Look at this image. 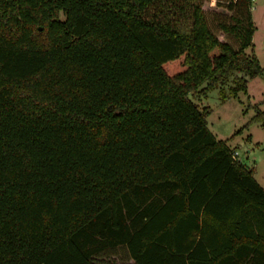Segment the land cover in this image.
Returning <instances> with one entry per match:
<instances>
[{
  "label": "trees",
  "instance_id": "16d2710c",
  "mask_svg": "<svg viewBox=\"0 0 264 264\" xmlns=\"http://www.w3.org/2000/svg\"><path fill=\"white\" fill-rule=\"evenodd\" d=\"M252 1L0 0V264H264V188L191 98L264 81Z\"/></svg>",
  "mask_w": 264,
  "mask_h": 264
},
{
  "label": "rangeland",
  "instance_id": "374dc122",
  "mask_svg": "<svg viewBox=\"0 0 264 264\" xmlns=\"http://www.w3.org/2000/svg\"><path fill=\"white\" fill-rule=\"evenodd\" d=\"M251 13L256 27L254 51L264 68V0H253ZM211 14L209 12L211 28L219 33L218 20H212ZM220 18L219 21L223 17ZM228 86L229 84L224 88L227 90ZM191 98L200 107H211L206 118L208 128L218 140L225 141L230 148L238 150L239 159L247 167L253 168L254 177L264 188V123L251 120L257 109L264 111L263 78L249 79L246 92L239 91L236 96L223 99L219 88H214L204 97L192 94ZM96 260L99 264H133L124 247L104 252Z\"/></svg>",
  "mask_w": 264,
  "mask_h": 264
},
{
  "label": "built area",
  "instance_id": "2783aa9c",
  "mask_svg": "<svg viewBox=\"0 0 264 264\" xmlns=\"http://www.w3.org/2000/svg\"><path fill=\"white\" fill-rule=\"evenodd\" d=\"M232 157H233V159H239V152H238V150H236V149H234L233 151H232Z\"/></svg>",
  "mask_w": 264,
  "mask_h": 264
},
{
  "label": "crops",
  "instance_id": "0c3cea01",
  "mask_svg": "<svg viewBox=\"0 0 264 264\" xmlns=\"http://www.w3.org/2000/svg\"><path fill=\"white\" fill-rule=\"evenodd\" d=\"M253 20V18H252ZM254 22V21H253ZM255 26V25H254ZM255 31H256V27H255ZM255 31H254V35H253V44H254V39H255ZM132 260V259H131ZM133 261V260H132Z\"/></svg>",
  "mask_w": 264,
  "mask_h": 264
}]
</instances>
